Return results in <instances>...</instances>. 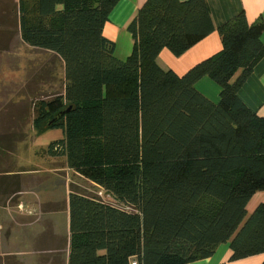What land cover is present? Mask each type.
<instances>
[{
	"label": "trees",
	"instance_id": "1",
	"mask_svg": "<svg viewBox=\"0 0 264 264\" xmlns=\"http://www.w3.org/2000/svg\"><path fill=\"white\" fill-rule=\"evenodd\" d=\"M118 1L18 0L22 40L64 66L63 93L34 104L36 125L63 131L43 153L130 208L71 190L68 264H187L223 243L231 260L264 254V202L246 212L264 190V117L238 95L264 57V20L215 27L207 0H146L121 61L103 35ZM214 30L221 50L184 74L157 64ZM205 76L217 103L195 88Z\"/></svg>",
	"mask_w": 264,
	"mask_h": 264
},
{
	"label": "crops",
	"instance_id": "2",
	"mask_svg": "<svg viewBox=\"0 0 264 264\" xmlns=\"http://www.w3.org/2000/svg\"><path fill=\"white\" fill-rule=\"evenodd\" d=\"M145 1L119 0L103 26V35L114 42V56L121 61L133 47L128 25ZM207 4L215 27L240 12L249 23L264 20V0H207ZM5 24H0V28L4 27L0 32V264H68L69 179L59 172L73 170L67 167L65 157L43 153L49 143L63 137L62 129L34 123L35 101L64 91L63 62L53 52L29 46L22 40L18 13L14 30ZM260 39L264 42V33ZM221 48L220 36L214 30L179 56L163 48L157 64L182 75ZM42 51L44 61L36 57ZM46 60L59 64L61 72ZM239 74L240 70L232 81ZM195 88L213 103L220 99L221 87L206 76L195 83ZM238 95L251 111L264 117V57L243 82ZM262 202L264 190L254 193L247 202V216ZM61 204L65 207L62 219ZM230 254L229 244L223 243L210 257L187 264L264 261V254L237 260H231Z\"/></svg>",
	"mask_w": 264,
	"mask_h": 264
},
{
	"label": "rangeland",
	"instance_id": "3",
	"mask_svg": "<svg viewBox=\"0 0 264 264\" xmlns=\"http://www.w3.org/2000/svg\"><path fill=\"white\" fill-rule=\"evenodd\" d=\"M4 12H6V15L4 14ZM17 13H18V0H0V24L2 23V25H6L5 23H7L10 26V28L13 29L14 28L13 25L15 23ZM2 28L4 27L0 28V32L3 31ZM10 33L12 35L13 31ZM11 50L13 52L15 51V48L10 49V51ZM0 52H1V49H0ZM43 53L44 51H42L40 55H37L36 57L44 61L45 55ZM46 61L47 63H50L51 65L53 64L54 70H56L58 73L61 72V67L59 66V64L54 63L55 61L53 60H51V62L50 60H46ZM57 83L59 84V81ZM61 164L62 162L61 160H59V165ZM59 175L64 176L67 180L69 179L67 183H68L70 191L72 190L76 193H79L85 196L96 197L102 200L103 202L110 203L122 209L130 210L129 207H126L116 202L109 195H107L100 187L94 185L93 183L81 177L77 173H74V171L73 172L72 171H62V172H59ZM64 210H65L64 205L63 204L59 205L60 219H62L61 217L63 215ZM60 227H63V225H61Z\"/></svg>",
	"mask_w": 264,
	"mask_h": 264
},
{
	"label": "built area",
	"instance_id": "4",
	"mask_svg": "<svg viewBox=\"0 0 264 264\" xmlns=\"http://www.w3.org/2000/svg\"><path fill=\"white\" fill-rule=\"evenodd\" d=\"M134 264V263H133Z\"/></svg>",
	"mask_w": 264,
	"mask_h": 264
}]
</instances>
